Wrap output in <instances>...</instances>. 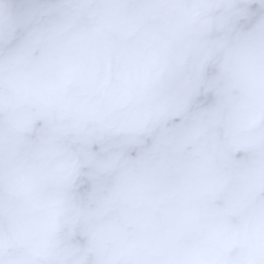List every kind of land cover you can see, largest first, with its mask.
<instances>
[{
    "label": "clouds",
    "instance_id": "1",
    "mask_svg": "<svg viewBox=\"0 0 264 264\" xmlns=\"http://www.w3.org/2000/svg\"><path fill=\"white\" fill-rule=\"evenodd\" d=\"M0 264H264V0H0Z\"/></svg>",
    "mask_w": 264,
    "mask_h": 264
}]
</instances>
